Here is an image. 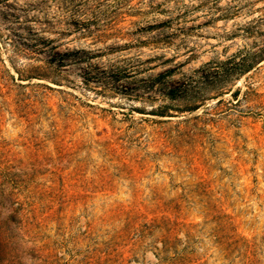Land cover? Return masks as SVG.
<instances>
[{"label": "rangeland", "instance_id": "1", "mask_svg": "<svg viewBox=\"0 0 264 264\" xmlns=\"http://www.w3.org/2000/svg\"><path fill=\"white\" fill-rule=\"evenodd\" d=\"M0 264H264V0H0Z\"/></svg>", "mask_w": 264, "mask_h": 264}]
</instances>
